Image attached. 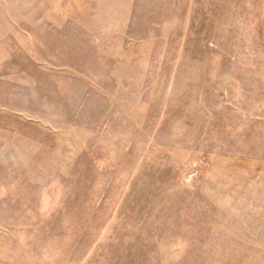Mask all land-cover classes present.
Wrapping results in <instances>:
<instances>
[{
  "label": "rangeland",
  "instance_id": "obj_1",
  "mask_svg": "<svg viewBox=\"0 0 264 264\" xmlns=\"http://www.w3.org/2000/svg\"><path fill=\"white\" fill-rule=\"evenodd\" d=\"M0 264H264V0H0Z\"/></svg>",
  "mask_w": 264,
  "mask_h": 264
}]
</instances>
